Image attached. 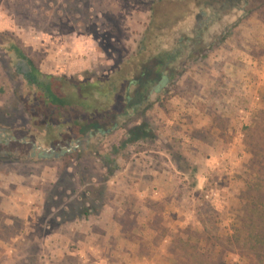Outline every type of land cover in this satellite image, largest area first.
<instances>
[{"label": "rangeland", "instance_id": "obj_1", "mask_svg": "<svg viewBox=\"0 0 264 264\" xmlns=\"http://www.w3.org/2000/svg\"><path fill=\"white\" fill-rule=\"evenodd\" d=\"M157 1L0 0V264H264L259 227L243 228L248 184L264 180V8L213 27L210 42L227 40L155 98L153 139L124 147L121 131L61 157L33 145L46 133L13 47L45 74L105 79L137 52ZM212 64L230 70L202 87L206 115H173L168 139L170 101L198 95Z\"/></svg>", "mask_w": 264, "mask_h": 264}, {"label": "trees", "instance_id": "obj_2", "mask_svg": "<svg viewBox=\"0 0 264 264\" xmlns=\"http://www.w3.org/2000/svg\"><path fill=\"white\" fill-rule=\"evenodd\" d=\"M163 1L168 3L166 9L160 6ZM261 1L255 8H250L253 0L154 2L137 52L105 79L80 80L45 74L22 50L13 47L23 63L19 73L33 97L27 110L31 124L46 133L43 142L35 138L34 147L50 145L59 150L56 155L61 157L91 150L95 141L121 131L126 133V142L120 143L124 147L153 139L152 130L144 120L155 105V98L174 88L189 66L204 62L227 40L226 32L210 42L211 30L219 21L236 13L248 17L264 8V0ZM2 142L9 141L4 138ZM109 165L112 170L107 173L105 182L118 167ZM248 185L243 228L248 226L247 222L259 227L258 237L264 241V198L250 195L255 188L264 190V180ZM89 211H83L84 219L91 217Z\"/></svg>", "mask_w": 264, "mask_h": 264}, {"label": "crops", "instance_id": "obj_3", "mask_svg": "<svg viewBox=\"0 0 264 264\" xmlns=\"http://www.w3.org/2000/svg\"><path fill=\"white\" fill-rule=\"evenodd\" d=\"M207 67L209 69L208 73H206V71L201 72L202 70H200L199 74L201 73V76H199V79H201V80H198V78H196V80H195L196 82L194 83L196 88L199 90V94L198 95L196 94L194 96H188V97L183 96L181 98L175 97V98H173L170 101V103H172V106L174 107V111L176 113L175 114L171 113L169 115V116H171V118L169 117L170 123H169V126H166L165 132H164V135L168 139H169V137H170V139H172L170 133L174 131V128L172 127V125H174V123L176 121V120H174L175 117L172 118V116L173 115H177V116L179 115L180 119L186 121V119H183V118L189 117L187 114L191 115V113H192V114H194L196 116H204V115H206V112L204 111L203 107H201L202 106V102L205 101V98H203V96H201L202 95V93H201L202 87L205 88L206 84H208V82L212 81L211 77H215L216 76L215 75L216 73L220 74V72H226V71L230 70V68L226 64L225 65H221L220 68H214L213 64L209 65ZM201 81L205 82V83L201 84ZM206 88H208V87H206ZM193 122H196V120L194 118H193ZM194 125H195L196 128L197 127L198 128L199 127H203L201 124H198V123H195ZM190 128H192V127H190ZM167 138H165V140ZM211 151H212V149H211ZM112 223H114V222L112 221ZM94 246L95 245H94L93 242H86L85 243V250L95 249ZM0 247H2V245H0Z\"/></svg>", "mask_w": 264, "mask_h": 264}]
</instances>
